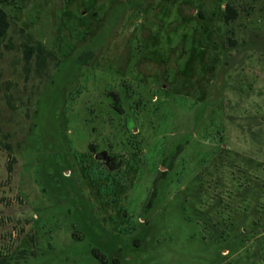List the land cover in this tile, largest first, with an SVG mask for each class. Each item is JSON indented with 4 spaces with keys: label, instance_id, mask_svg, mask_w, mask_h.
<instances>
[{
    "label": "rangeland",
    "instance_id": "374dc122",
    "mask_svg": "<svg viewBox=\"0 0 264 264\" xmlns=\"http://www.w3.org/2000/svg\"><path fill=\"white\" fill-rule=\"evenodd\" d=\"M0 5V264H264V0Z\"/></svg>",
    "mask_w": 264,
    "mask_h": 264
},
{
    "label": "trees",
    "instance_id": "16d2710c",
    "mask_svg": "<svg viewBox=\"0 0 264 264\" xmlns=\"http://www.w3.org/2000/svg\"><path fill=\"white\" fill-rule=\"evenodd\" d=\"M226 8L228 11L225 14V18L229 20L232 18L236 11L235 9L230 5L227 4ZM9 27V19L6 10L0 5V45L3 44L4 38L6 37L7 31ZM23 46V53L26 61H30L32 58L35 59H42L43 53H42V47L38 44H33L28 41H24L22 43ZM103 262H106V259L102 260Z\"/></svg>",
    "mask_w": 264,
    "mask_h": 264
}]
</instances>
